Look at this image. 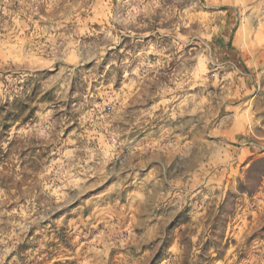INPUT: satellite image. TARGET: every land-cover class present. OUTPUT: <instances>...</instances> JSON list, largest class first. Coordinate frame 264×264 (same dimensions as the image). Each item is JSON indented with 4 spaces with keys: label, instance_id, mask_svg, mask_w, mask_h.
Instances as JSON below:
<instances>
[{
    "label": "rangeland",
    "instance_id": "obj_1",
    "mask_svg": "<svg viewBox=\"0 0 264 264\" xmlns=\"http://www.w3.org/2000/svg\"><path fill=\"white\" fill-rule=\"evenodd\" d=\"M184 241L264 264V0H0V264Z\"/></svg>",
    "mask_w": 264,
    "mask_h": 264
},
{
    "label": "trees",
    "instance_id": "obj_2",
    "mask_svg": "<svg viewBox=\"0 0 264 264\" xmlns=\"http://www.w3.org/2000/svg\"><path fill=\"white\" fill-rule=\"evenodd\" d=\"M11 145L10 147H12ZM223 207L224 206H222V208ZM219 222H227L225 221L223 214H220ZM169 247V243H165L164 245H162V247L158 250V257H156V259H154L151 264H156L160 260L162 255L165 253V250H167ZM181 247L183 248L184 252L181 264H211V262H213L217 257H219L222 252V246L219 243H215L214 241L212 244L208 242L203 246L196 247L195 251H193V246L192 249L190 248L191 243H187L186 241L181 244Z\"/></svg>",
    "mask_w": 264,
    "mask_h": 264
}]
</instances>
